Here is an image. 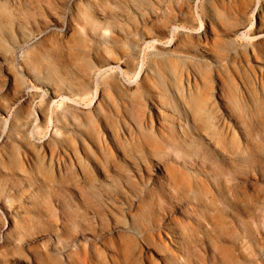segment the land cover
Masks as SVG:
<instances>
[{"label": "rangeland", "instance_id": "obj_1", "mask_svg": "<svg viewBox=\"0 0 264 264\" xmlns=\"http://www.w3.org/2000/svg\"><path fill=\"white\" fill-rule=\"evenodd\" d=\"M0 264H264V0H0Z\"/></svg>", "mask_w": 264, "mask_h": 264}]
</instances>
